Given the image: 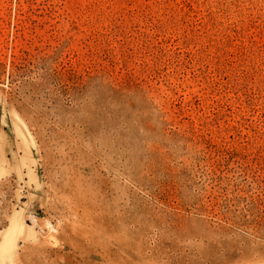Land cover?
Here are the masks:
<instances>
[{"label": "rangeland", "instance_id": "rangeland-1", "mask_svg": "<svg viewBox=\"0 0 264 264\" xmlns=\"http://www.w3.org/2000/svg\"><path fill=\"white\" fill-rule=\"evenodd\" d=\"M0 264H264V0H0Z\"/></svg>", "mask_w": 264, "mask_h": 264}, {"label": "bare ground", "instance_id": "bare-ground-1", "mask_svg": "<svg viewBox=\"0 0 264 264\" xmlns=\"http://www.w3.org/2000/svg\"><path fill=\"white\" fill-rule=\"evenodd\" d=\"M17 225H18V222H16V221L13 222V224H12V226H14V227L17 226ZM21 226H22V222H21Z\"/></svg>", "mask_w": 264, "mask_h": 264}]
</instances>
